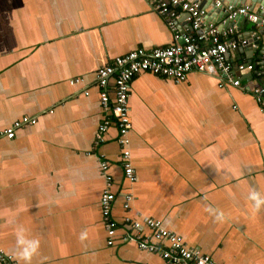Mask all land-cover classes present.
Segmentation results:
<instances>
[{"label":"crops","instance_id":"obj_1","mask_svg":"<svg viewBox=\"0 0 264 264\" xmlns=\"http://www.w3.org/2000/svg\"><path fill=\"white\" fill-rule=\"evenodd\" d=\"M214 14L206 17L218 26L223 18ZM177 23L187 30L183 18ZM249 23L227 40L239 41ZM172 42L148 0H0V132L23 115L36 118L11 139L0 135V248L17 264L20 227L40 241L32 264H172L123 239L125 226L106 243L99 160L110 164L119 224L125 215L150 217L216 264H264V208L253 213L247 198L253 189L264 193V110L250 91L255 81L264 89L260 65L240 73L248 89L219 87L196 70L179 82L142 71L130 81V129L123 135L112 121L95 143L99 125L113 117L100 105L97 69ZM259 49L256 64L264 60ZM245 52L230 61H246ZM124 149L134 181L123 174ZM208 208L226 219L217 222Z\"/></svg>","mask_w":264,"mask_h":264},{"label":"built area","instance_id":"obj_2","mask_svg":"<svg viewBox=\"0 0 264 264\" xmlns=\"http://www.w3.org/2000/svg\"><path fill=\"white\" fill-rule=\"evenodd\" d=\"M148 2L166 20L168 27L172 30L173 42L166 46L150 49L139 47L130 50L97 69L95 78L99 87L100 105L103 108H110L113 117L108 118L109 120L105 119L99 125L95 143L103 140L102 133L112 121L117 122L123 135L130 129L128 106L130 81L142 71L162 75L179 82L185 80L189 72L196 70L214 75L218 79L219 87L231 84L244 89L249 88L248 85L242 83L240 73L255 71L256 63L252 60H241L235 63L230 61L231 53H234L245 42L244 40H227L229 34L236 31L235 24L226 29H219L213 22L208 21L204 0H148ZM215 3L219 5L220 1L216 0ZM227 9L229 10L228 18L242 16L247 21L254 23L260 18L258 13L251 11L246 5L228 6ZM180 18L188 23L187 30L182 31L178 28L177 21ZM80 80L81 78L76 77L70 79L69 83H77ZM250 91L255 94L259 107L264 110V89L253 85ZM35 122V117L23 115L0 132V135L11 139L14 137L16 128L26 123L34 124ZM118 142L120 145H124L123 139H119ZM129 156V150L124 149L121 154L123 174L129 181H134L136 174ZM99 165L104 180L100 196V209L105 222L108 245L114 243L116 230L120 226H125L127 231L123 239L134 243L139 249L158 252L172 264H216L210 255L188 247L180 235L163 228L159 220H153L150 217L140 220L125 215L119 224L111 216L115 192L112 190L114 179L109 171L110 164L107 160H99ZM130 199V195L126 194L123 204L125 209L128 208ZM144 224L149 227V232L144 231ZM159 242L162 244L159 245ZM0 262L2 264H17L13 257L6 254L1 248Z\"/></svg>","mask_w":264,"mask_h":264},{"label":"water","instance_id":"obj_3","mask_svg":"<svg viewBox=\"0 0 264 264\" xmlns=\"http://www.w3.org/2000/svg\"><path fill=\"white\" fill-rule=\"evenodd\" d=\"M210 1L211 2H208L209 6H207V8L205 7V9L207 14L208 13L216 14L215 20L217 22L221 21V19L223 18V20L218 25L219 29L229 28L230 26H232V24H235L237 26L236 30H238V28L243 29L244 23L247 21L242 16H237L235 18H228V14H229V10L227 9L228 6L239 7L242 4H244L248 6L251 11L259 14L260 16L259 20L255 23L250 22L248 24L249 30L238 35V40L239 41L244 40L245 42L242 43L236 49L235 53L239 51L242 52L243 50H247L249 52L248 53L245 52V56H247V60L251 61V57L253 55L255 46L260 45L259 54L257 55V58L264 57V0H219L220 1L219 5H216L215 3L216 0H210ZM215 14L209 16L212 17L215 16ZM258 65L261 66L260 69H264V60L262 62L257 63L256 68ZM254 72L258 73V71H254ZM248 74L251 73L249 72ZM253 84L254 86L255 85L260 86V83H257V81H255Z\"/></svg>","mask_w":264,"mask_h":264},{"label":"clouds","instance_id":"obj_4","mask_svg":"<svg viewBox=\"0 0 264 264\" xmlns=\"http://www.w3.org/2000/svg\"><path fill=\"white\" fill-rule=\"evenodd\" d=\"M248 200L251 201V210L253 213L259 212L264 208V193L253 189L248 194ZM207 211L214 216L217 222H223L226 218L223 212L208 208ZM79 239L83 242L88 239L87 231L81 232ZM16 257L20 264H32L33 258L38 254L40 241L36 238H30L23 227L17 228L15 233Z\"/></svg>","mask_w":264,"mask_h":264},{"label":"rangeland","instance_id":"obj_5","mask_svg":"<svg viewBox=\"0 0 264 264\" xmlns=\"http://www.w3.org/2000/svg\"><path fill=\"white\" fill-rule=\"evenodd\" d=\"M143 219H144V218H143ZM143 219H142V220H143ZM140 220H141V219H140Z\"/></svg>","mask_w":264,"mask_h":264}]
</instances>
